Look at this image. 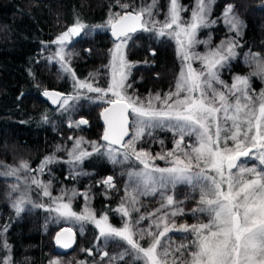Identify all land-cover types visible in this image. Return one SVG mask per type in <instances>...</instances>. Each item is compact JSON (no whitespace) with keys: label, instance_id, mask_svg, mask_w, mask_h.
Masks as SVG:
<instances>
[{"label":"snow or ice","instance_id":"snow-or-ice-1","mask_svg":"<svg viewBox=\"0 0 264 264\" xmlns=\"http://www.w3.org/2000/svg\"><path fill=\"white\" fill-rule=\"evenodd\" d=\"M214 2L196 0L190 20L185 22L181 12L188 9L179 0H169L168 12L161 23L153 18L158 0H151V3L132 11H128L129 4L117 0L124 11L110 14L106 25L95 26L109 28L117 41L107 66L110 82L106 88L94 84L95 73L82 80L70 66L73 53L67 52L66 48L73 38L85 33L88 25L77 18L51 41L57 45L54 55L58 58L60 69L71 76L76 94L44 90L43 96L67 112L72 107L70 101L80 98V90L96 93L97 99L107 105L101 112L105 124L102 139L107 142L106 155L110 162L118 164L135 160L143 166L139 171L128 172L130 178H135L136 184L131 191L126 188L125 198L116 211L123 217H131L133 211L139 212L136 207L139 195L160 192L165 202L148 215L125 221L120 228L109 223L107 214L97 218L90 208L86 207L83 213L78 214L72 211L71 197L64 202L66 192L52 198L51 182L45 183L36 176L21 180V172L42 173L48 164L56 161V157L51 155L44 158L38 169H32L27 161H22L17 167L4 166V170L0 171V176L14 177L24 184L23 191L20 183L10 186L12 193H19L12 201L17 214L24 211L26 204H31L55 212L61 218L73 219L81 224V231L85 223L94 224L99 231L97 241L102 238L106 244L111 241L120 247L119 242H123L128 246L116 256H109L108 251H103L101 260L107 257L108 264H114L116 260L124 261L125 257L141 264H264V89L255 94L251 83L253 77L264 80V55L251 50L245 53V61L252 71L247 75H234L232 83L228 84L221 79L220 69L237 57L236 49L240 47L237 39H226L203 55L193 51L196 44L210 43L198 40L197 33L199 29L216 23L210 19ZM223 17L230 31L236 37L241 36L244 22L234 12L233 4L225 6ZM137 30L155 32L159 37L169 36L176 40L178 53L186 64L179 73L174 91L164 95L149 94L146 98L134 92L129 94L132 85L126 81L131 65L125 59L124 47L131 39L130 34ZM193 59L201 61L200 71L192 67L190 61ZM47 119L45 115V122ZM87 123L81 118L70 121L69 127ZM156 129L172 132L176 137L175 147L155 155L144 148L138 149L137 143L145 135L152 136ZM130 130L131 136L125 140ZM186 137H195V144H185ZM159 142L163 144V141ZM81 143L82 138L77 139L68 152L67 162L74 166L83 163L92 154L80 150ZM93 149L99 151L95 144ZM250 156L258 160L261 167L238 163L242 157ZM157 159L168 161L170 166L155 165ZM101 183L115 188L111 176ZM178 184L189 185L198 192L197 207L192 212L206 214V222L177 225L173 217L183 215L184 210L176 207L174 195L166 194L165 190L174 189ZM31 185L40 189L44 197L51 198L52 205L32 201L29 194ZM77 194L72 191L73 197ZM80 195L85 200L89 199L88 193ZM169 208L172 210L166 211ZM149 219L151 223L146 228L136 227ZM174 231L189 233L192 239L173 247L172 243L165 242V238ZM140 241H146V246ZM56 243L65 249L71 248L75 243L72 229H62L57 233ZM0 248L5 250L0 264H13L7 242L0 243ZM83 251L92 255L91 249ZM50 264H61V261L52 260Z\"/></svg>","mask_w":264,"mask_h":264},{"label":"trees","instance_id":"trees-1","mask_svg":"<svg viewBox=\"0 0 264 264\" xmlns=\"http://www.w3.org/2000/svg\"><path fill=\"white\" fill-rule=\"evenodd\" d=\"M193 1L179 0V3L188 9ZM119 3L129 4L128 11H132L151 3V0H119ZM229 3L234 5V12L244 22L239 37L230 31L224 21L223 11ZM167 8V0H158L153 18L162 23ZM123 11L117 0H0V166L19 160L27 161L33 167L39 166L50 150L58 146L63 148L75 140L68 138L71 133L68 124H62L58 129L49 123L51 114L58 106H53L43 96L44 90H57L69 95L71 86L69 82L59 81L57 65L47 57V46L77 18L88 25L84 34L73 38L74 59L71 60L76 76L82 80L87 79L90 72L102 68L107 52L116 41L112 39L109 28L95 26L106 25L110 14ZM210 19L216 23L200 30V33L204 32L210 37V44L232 38L240 44L236 49L237 57L223 68L225 81L230 82L237 74L250 73L252 68L246 63L244 54L251 50L264 55V0H215ZM140 31L131 34L127 45L129 60L137 65L134 75L137 86L145 91L147 88L166 90L176 82L179 74L175 50L170 45L152 41ZM152 50L154 55H151ZM258 80V77L252 78V88H259ZM104 106L106 104L89 106L77 112V116L83 117L88 123L80 125L75 132L83 138L103 144L100 111ZM45 115L48 117L47 122L44 120ZM159 141L165 144L161 133L151 136L150 144L156 146L154 152L159 148L158 144H161ZM102 162L103 158L97 155L92 159L85 158L76 171L86 173L84 175H76V172L71 174V168L67 169L63 164L61 168L43 174L42 180L45 183L51 182L50 191L53 194L58 191L68 193V186L73 190L84 189L89 199L76 195L72 200V211L82 212L87 207L97 213L107 214L111 224L120 228L124 223L118 221L122 214L116 210L125 198L126 188L131 191L136 181ZM108 175L113 177L115 188H108L101 183ZM79 179L81 184L77 182ZM9 190L0 176V243L6 241L10 246L9 255L13 264H50L52 260H60L61 264H94L95 259L108 264L107 257L101 260V249L108 251L109 256H116L128 247L123 242H119L121 246L117 247L111 241L106 244L102 238L97 241L98 229L94 224L88 223L83 231L77 225L70 224L78 234L77 244L69 253H63L53 243L54 233L59 227H46L39 209L26 208L17 214L12 207ZM138 199L136 207L139 212L133 211L131 217H125L126 220L134 221L139 215H148L159 208L149 206L151 200L147 195H139ZM159 201L158 206L162 198ZM177 205L183 210L186 206L193 207L190 200H187L184 207H181L179 201ZM150 223V219L145 220L136 227L146 228ZM140 242L146 246V241ZM178 244L173 240V247ZM88 247L94 250L93 256L83 251ZM4 255L5 250L0 248V258ZM114 264L138 262L125 257L124 261L116 260Z\"/></svg>","mask_w":264,"mask_h":264},{"label":"rangeland","instance_id":"rangeland-1","mask_svg":"<svg viewBox=\"0 0 264 264\" xmlns=\"http://www.w3.org/2000/svg\"><path fill=\"white\" fill-rule=\"evenodd\" d=\"M168 5H169V0H167V7H168ZM195 5H196V0L193 1V5H191L190 8H188L187 12L186 11H182L181 12V16H182V18H183V20L185 22L190 20V18H191V10L195 8ZM167 12H168V8H167ZM164 20L165 19H163V21ZM221 20H223V18ZM157 26H159V24ZM200 30L201 29L198 30L197 39L200 40V41H210V37L207 36V34L204 33V32L200 33ZM140 32H143L144 34H146L152 41H155L157 43L160 42V44H167V45H170L172 48H174L176 56H177L178 64H179V73H180V71L183 68H185L186 62L179 55V53H178L179 46L177 45L176 40L174 38H171L169 36L159 37V36L156 35L155 32H148V31H143V30H141ZM130 36H132V35L130 34ZM116 42L117 41L113 42V45L111 46V49L107 52V55L105 57V63L102 66V68H97L95 71L92 72V73L96 74V79L94 81V84L96 86H99V87H102V88H106L108 83L110 82V69L107 66L110 64V61H111V50L114 48V45H115ZM129 42H130V39L127 41V44L124 47L125 59L131 65V68L127 70V71L130 72V75L128 77V80L126 81V83L132 85V88H130L128 90L129 94H132L134 92L136 95L140 96L141 98H146V97L149 96V94L155 95L156 93H160L161 95H164V94H166V93H168L170 91H174L175 90V88H174L175 82L170 84L166 90H161V89H158V88H154V89L147 88L146 91H145L141 87H140V89L138 88V86H137L138 82L135 81V76H134L135 72H136L137 65L133 64L129 60V57H128L127 45L129 44ZM221 42L222 41H217L216 44L199 43V44L195 45L193 51L195 53L203 55L209 50V48L219 46L221 44ZM47 48H48L47 57L52 62H55L56 65H57V75H58L59 81L69 82V84L71 86V90H70L69 95H75L76 94V90L73 88V80H72L71 76H69V75H67V74H65V73H63L61 71L60 63L58 62V58H56L55 55H54L55 52L57 51V45L50 44V45L47 46ZM66 51L67 52H72V53L74 52V40H72V42L67 46ZM72 59H74V57L73 58L71 57V60ZM190 63L192 64V67L195 68L197 71L201 70L202 64H201L200 60L193 59L192 61H190ZM222 71H223V68L220 69V77H221L222 80L225 81L224 76H222ZM178 76H179V74H178ZM232 80H233V77H232L231 81L227 82V83L231 84ZM258 81L260 82L259 88H256V89L253 88L255 94H258L262 89H264V80L259 79ZM80 91H81L80 98L77 99V100L70 101V105H72V107L69 109V111L64 112V111H62L59 108V106L56 107L54 112L51 114L52 117L49 119V123H52L53 126H55L58 129L61 128L60 125H62V124L63 125L64 124L65 125L68 124V126H69V122L70 121H78L81 118H83V117L77 116V112H79L82 108L89 107V106H94V105L100 106V105L105 104L103 101L97 99V94L96 93H88L86 90H80ZM130 119H132V118H130ZM77 128L78 127H76L74 125L72 127H70L71 133L69 134L68 138L70 139V137H71L70 140L75 139L73 142L68 143V145H66L63 148L58 146V147L54 148L53 150H50L49 154H47L45 156V157H47V156L54 155L56 157V161L55 162L48 164L44 168V171L42 173H40V172H21V174H20L21 175V180H23L24 177H29L30 178L32 176H36L38 179L43 181L42 180V175L43 174H46V173H49V172H51V171H53L55 169L61 168V166L63 164L67 166V169L71 168V171H69L71 174L76 172L81 167L82 163L81 164H77L75 166L70 164V163H68L67 162L69 160L68 152L73 149V147L75 145V141L77 139H81V138H82V143L80 145V150L92 153L90 156L86 157L87 159H92L95 155H97V156H99V158L100 157L103 158V162L104 163L107 162V161L110 162L108 156L106 155L108 146H106L104 144H101V143H98V142H96V141H94L92 139L86 138V137L83 138L82 135H78L75 132V130ZM158 133H161L163 135L164 141L166 142V145H164L162 147L161 152H167L169 150H172L175 147L174 140L176 139V137L173 136L172 132L167 131V130H163V129H156V130L153 131L152 135L157 136ZM150 139H151V136L145 135V137L137 143V148L138 149L139 148H144V149L150 151ZM94 144L99 147V151L98 152L94 151V149H93V145ZM185 144H195V137H186ZM58 148L60 149L59 151L57 150ZM121 152H123V151H121ZM152 153H153V155L156 154L155 152H152ZM22 161H24V160L14 161V162L6 163V164L3 163L0 166V171L4 170V166L17 167L20 164V162H22ZM154 163H155V165H157L159 167H168V166H170V165H168V161H166V160L157 159V160H155ZM239 163L244 165V166H248V167H251V166H257L258 168L261 167L259 165V161L255 160L254 157H252V156L242 158ZM115 165H118V167H125L124 169L127 171L126 174H128L129 171H132V170L139 171V170H141L143 168V166L140 165L135 160H130L127 163H118V164H115ZM30 167L32 169H38L40 167V165L39 166H35V167L30 165ZM66 175H68V172H67ZM1 177H3V179L5 181V184L7 186V189H10V186L12 184H14V183H20L21 184V190L22 191L24 190V184L21 181H17L14 177H4V176H1ZM77 182L81 184V179H79V181L77 180ZM29 183H30V180H29ZM83 190L84 189L80 188L79 190H75V191L78 193L77 194L78 196L84 197L83 195H80L81 193H84ZM67 191H68L67 195L64 196V202L65 203L68 202L69 198L71 197V206H72V203H73L72 200L75 199L76 197L74 196L75 197L74 198L72 196L73 189H72L71 186H68ZM165 191H166V194L174 195L175 201L176 202L179 201V202L182 203L181 207L186 206L187 200L188 201L189 200L192 201L193 207L188 208L186 206V208L184 207V214L183 215H178L176 217H173V219L176 221L177 225H179V224H195L197 222H206V220H207L206 214L193 213L192 212V209L197 207V200H198L199 196H198V192L194 191L191 186L186 185V184H178L174 189H168V190H165ZM55 193L56 194L52 193V198L60 197L63 194V192H60V191L55 192ZM69 193H71V194H69ZM18 194L19 193H12L10 191V197L12 198L11 200L13 201L17 197ZM29 194H30V197H31L32 201H34L36 203H42V204H44L46 206L47 205H52V199L49 198V197H44L41 194L40 189H38L35 185H31L30 186ZM147 197L151 200L149 202V206H151V207H154V206L156 208L160 207V206H158V204H160V201H159L160 198H162L161 203L165 202L163 200V197L161 196L160 192H159V194H155V195H150L149 194V195H147ZM177 206L178 205L176 204V207ZM26 208H32L33 210L39 209L40 211H42V218H43V220L45 222L46 227L52 226V227H59L60 228L62 226H70V224H74V225H77L79 227V229L81 230V224L76 222V221H74L73 219L61 218L55 212L46 211L44 208L33 207L31 204H26L24 206V209H26ZM171 210H172L171 208L166 209V211H169V212ZM83 212H84V210L82 212L80 210H78V214L83 213ZM94 212L96 213L97 218H99L100 216L104 215V214H100L99 212L97 213L96 211H94ZM120 219L118 221H121L122 223H125V221H129V220H126V218L123 217V216H122V218L120 217ZM109 223L111 224L110 218H109ZM86 225H88V223L84 224L83 229L86 228ZM98 235H99V231H98ZM191 239H192V236L189 233L175 232L174 231V232L168 234V236L165 238V242L172 243L173 240L174 241L176 240L180 244V243H183V242H187V241H189ZM78 251H80V249H78ZM103 251H106V250L105 249H101L100 252L102 253ZM100 262L101 261L98 260V259L94 260V264H102ZM138 264H141V262H138Z\"/></svg>","mask_w":264,"mask_h":264},{"label":"water","instance_id":"water-1","mask_svg":"<svg viewBox=\"0 0 264 264\" xmlns=\"http://www.w3.org/2000/svg\"><path fill=\"white\" fill-rule=\"evenodd\" d=\"M139 30H137V32H138ZM109 32H110V34H111V31H110V29H109ZM136 33V32H135ZM131 34H134V33H131ZM111 37H112V39L113 40H115V38L112 36V34H111ZM77 38V37H76ZM152 53H153V51H152ZM56 92H60V91H57L56 90ZM62 93V92H61ZM50 101V100H49ZM51 102V101H50ZM52 104V103H51ZM53 105V104H52ZM53 106H58V105H53ZM107 106V105H106ZM105 106V107H106ZM104 109V108H103ZM103 109L101 110V112L103 111ZM101 112H100V117H101V121H102V123H103V125H104V128H105V124H104V120H103V117L101 116ZM104 128H103V132H104ZM103 132H102V135H101V140L103 141V142H105L103 139H102V136H103ZM129 136H130V134H129ZM128 137H125V140L127 139ZM105 143H107V142H105ZM243 158V157H242ZM239 163V162H238ZM68 228H70V229H72V232L75 234V243L72 245V247L71 248H67V249H65V248H62V247H60L57 243H56V236H57V233H60L61 231H62V229H68ZM77 238H78V235H77V233H76V231L72 228V227H70V226H62V227H60L55 233H54V236H53V243L56 245V247L57 248H59L63 253H69L70 251H72L74 248H75V246H76V244H77ZM88 249H90V248H88ZM102 255V254H101Z\"/></svg>","mask_w":264,"mask_h":264},{"label":"flooded vegetation","instance_id":"flooded-vegetation-1","mask_svg":"<svg viewBox=\"0 0 264 264\" xmlns=\"http://www.w3.org/2000/svg\"><path fill=\"white\" fill-rule=\"evenodd\" d=\"M153 51V50H152ZM152 51H151V55H154L155 54V52L153 51V53H152ZM144 83V78H142V82H141V84H143ZM139 89H140V87H138ZM105 107V106H104ZM103 107V108H104ZM102 108V109H103ZM101 109V110H102ZM101 112V111H100ZM103 128H104V125H103ZM130 136H131V130H130ZM130 136L127 138V139H129L130 138ZM126 139V140H127ZM104 145H106V146H108L107 145V143H103ZM155 144H150V151L151 152H154L153 150H154V147H156V146H154ZM164 145H166V142H165V144L163 143L162 145L161 144H158V147L159 148H156L157 149V151L155 152V153H160L161 152V149H162V147L164 146ZM115 147H119V146H115ZM121 151H123V149L121 148L120 149ZM242 159V158H241ZM240 162V161H239ZM109 166H111V167H113V168H115L116 170H118L121 174H126V170L124 169L125 167H118V165H115V164H113V163H110V162H106ZM168 165H169V163H168ZM108 176H111V175H108ZM125 176V175H124ZM112 177V176H111ZM78 235V234H77ZM88 248H90L91 250H92V255H90V256H93L94 255V250L91 248V247H88ZM88 248H86V249H88ZM86 253L88 254V252L86 251ZM100 253V255L102 254L101 252H99ZM89 255V254H88Z\"/></svg>","mask_w":264,"mask_h":264}]
</instances>
